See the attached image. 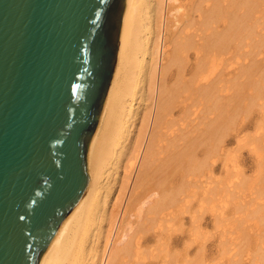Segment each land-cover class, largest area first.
<instances>
[{
    "label": "bare ground",
    "instance_id": "6f19581e",
    "mask_svg": "<svg viewBox=\"0 0 264 264\" xmlns=\"http://www.w3.org/2000/svg\"><path fill=\"white\" fill-rule=\"evenodd\" d=\"M257 107L264 110V0H126L89 143L90 181L40 264H148L154 240L168 263L170 241H179L173 220L192 213L193 236L205 210L224 228L217 264L245 256L264 264V190L248 200L247 177L215 176L226 137ZM204 249L179 264H216Z\"/></svg>",
    "mask_w": 264,
    "mask_h": 264
},
{
    "label": "water",
    "instance_id": "95a60500",
    "mask_svg": "<svg viewBox=\"0 0 264 264\" xmlns=\"http://www.w3.org/2000/svg\"><path fill=\"white\" fill-rule=\"evenodd\" d=\"M126 0H0V264H40L85 191Z\"/></svg>",
    "mask_w": 264,
    "mask_h": 264
},
{
    "label": "rangeland",
    "instance_id": "374dc122",
    "mask_svg": "<svg viewBox=\"0 0 264 264\" xmlns=\"http://www.w3.org/2000/svg\"><path fill=\"white\" fill-rule=\"evenodd\" d=\"M248 61V60H247ZM245 112V111H244ZM242 113L243 116H239L240 119L238 120L237 129L231 131V134L226 137V146L223 143V153L217 160V169L215 176L218 178L226 177L228 171H232V173L235 175L236 173L241 175L243 177H247V181L249 182V186L252 184L254 186H257L255 188H244L242 194H247L245 198L248 200H251V197L258 196L255 191H260V193L264 190L263 184L260 186V181L263 180V169L261 170L262 173L259 175L260 168L264 167V164H262L261 155L259 153H264L262 151L264 147V138H261L262 132L264 135V110L260 109L259 107L254 108L253 111L249 113ZM241 121V122H239ZM239 129V131H237ZM239 132V134H237ZM241 133V134H240ZM238 135V136H237ZM201 137V136H199ZM264 137V136H262ZM202 138V137H201ZM206 147V146H205ZM203 148V152L199 153L200 156L205 155L207 153L208 148ZM200 148V149H201ZM206 150V152L204 151ZM262 150V151H260ZM205 152V153H204ZM204 157V156H202ZM264 163V162H263ZM260 171V172H261ZM257 175L260 176V178L257 177ZM261 176L262 179H261ZM255 178L261 179V180H255ZM259 181V182H258ZM255 182V183H254ZM264 182V181H263ZM251 183V184H250ZM246 186V187H247ZM260 187V189L258 188ZM257 188V189H256ZM259 189V190H258ZM256 193V194H255ZM263 195V192H262ZM261 196V195H259ZM244 198V197H243ZM244 198V199H245ZM264 198V195H263ZM259 201H262L259 199ZM264 201V200H263ZM198 202L194 201V208H196ZM228 212L229 215H231V209L230 206H228ZM194 211V209H192ZM231 212V213H230ZM234 212V211H233ZM199 213V212H198ZM192 213L187 212L182 215H180L178 218L173 220L171 234L173 237H179V241L173 242L170 241V255L168 256V263L167 260L165 261V255L158 252L157 247V241H153L151 245L153 248H155L156 257L153 259L150 263L148 261V264H179L181 260L183 262L186 261V252H189L188 257H193L195 254L199 251L200 248L205 246V252H206V258L208 261H211L212 263H216L217 256H218V249H219V242L220 238H223V236L220 237V234H223V227H220V225H216L212 219V213L210 210H205L203 214H201L200 222L201 227H199V234H195L191 236V231L194 228V223H192ZM255 221L251 220V222H248L250 225H252ZM247 222L245 225L247 226ZM248 225L247 231L249 233V239L254 240V232L256 229H251ZM251 231H249L250 229ZM226 229V228H225ZM253 231V234H252ZM229 232V230L227 231ZM228 233V237H229ZM256 241V239H255ZM254 241V242H255ZM247 256L244 257L241 260V264H248L249 261L246 259ZM243 262V263H242ZM250 263V262H249ZM217 264V263H216Z\"/></svg>",
    "mask_w": 264,
    "mask_h": 264
}]
</instances>
